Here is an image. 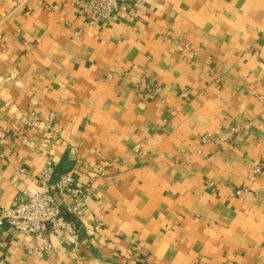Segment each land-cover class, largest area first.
<instances>
[{
	"label": "crops",
	"instance_id": "crops-1",
	"mask_svg": "<svg viewBox=\"0 0 264 264\" xmlns=\"http://www.w3.org/2000/svg\"><path fill=\"white\" fill-rule=\"evenodd\" d=\"M86 1L0 0V208L47 157L89 183L77 245L3 222L0 264H264V0Z\"/></svg>",
	"mask_w": 264,
	"mask_h": 264
},
{
	"label": "built area",
	"instance_id": "built-area-1",
	"mask_svg": "<svg viewBox=\"0 0 264 264\" xmlns=\"http://www.w3.org/2000/svg\"><path fill=\"white\" fill-rule=\"evenodd\" d=\"M81 8L90 14L94 20L108 22L114 15L126 12L128 0H87L81 4ZM158 84L153 86V91L158 92ZM183 97L187 95L184 91ZM31 116L32 121L28 122L27 117ZM20 121L28 126L39 119L38 115L32 111L20 113ZM53 113H50L46 122L43 124L44 129H49ZM235 127H225V131H216L212 137L203 136L201 142L214 141L223 142L236 133ZM109 165L108 161L100 162L96 168L97 175H103ZM56 162L47 157L42 164L38 174L39 189L35 191L22 190L11 203L10 206L0 208V224L7 222L16 231L25 236L42 239L39 246H34L32 251L47 253L51 246L46 236L48 234L66 233L69 235L71 242L77 245L79 235L73 226V219L79 217L85 206V197L89 191V183H80L68 172H62L53 178ZM23 171V168H17ZM260 166L255 165L251 168L247 178L254 181L259 173ZM236 195L245 194L246 189L242 188L234 192ZM96 225L94 230H98L100 220L95 219Z\"/></svg>",
	"mask_w": 264,
	"mask_h": 264
}]
</instances>
